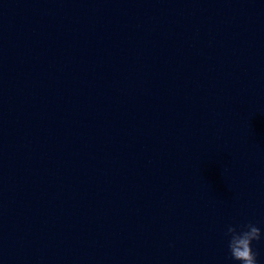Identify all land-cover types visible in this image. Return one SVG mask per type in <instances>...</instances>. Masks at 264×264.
<instances>
[{"label": "water", "instance_id": "water-1", "mask_svg": "<svg viewBox=\"0 0 264 264\" xmlns=\"http://www.w3.org/2000/svg\"><path fill=\"white\" fill-rule=\"evenodd\" d=\"M247 223L264 0H0V264H238Z\"/></svg>", "mask_w": 264, "mask_h": 264}, {"label": "clouds", "instance_id": "clouds-1", "mask_svg": "<svg viewBox=\"0 0 264 264\" xmlns=\"http://www.w3.org/2000/svg\"><path fill=\"white\" fill-rule=\"evenodd\" d=\"M227 248L233 261L238 264H258L257 253L253 250V241H259L264 233L252 223L237 227L228 226L225 233Z\"/></svg>", "mask_w": 264, "mask_h": 264}]
</instances>
